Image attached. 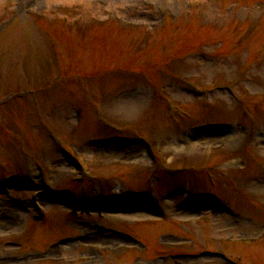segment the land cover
<instances>
[{"label": "rangeland", "instance_id": "rangeland-1", "mask_svg": "<svg viewBox=\"0 0 264 264\" xmlns=\"http://www.w3.org/2000/svg\"><path fill=\"white\" fill-rule=\"evenodd\" d=\"M0 264H264V0H0Z\"/></svg>", "mask_w": 264, "mask_h": 264}]
</instances>
